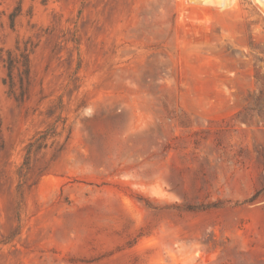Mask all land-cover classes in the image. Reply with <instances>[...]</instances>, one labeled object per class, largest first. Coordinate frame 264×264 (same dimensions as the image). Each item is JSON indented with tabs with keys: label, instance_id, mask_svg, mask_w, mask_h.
Here are the masks:
<instances>
[{
	"label": "rangeland",
	"instance_id": "rangeland-1",
	"mask_svg": "<svg viewBox=\"0 0 264 264\" xmlns=\"http://www.w3.org/2000/svg\"><path fill=\"white\" fill-rule=\"evenodd\" d=\"M0 264H264V0H0Z\"/></svg>",
	"mask_w": 264,
	"mask_h": 264
},
{
	"label": "trees",
	"instance_id": "trees-1",
	"mask_svg": "<svg viewBox=\"0 0 264 264\" xmlns=\"http://www.w3.org/2000/svg\"><path fill=\"white\" fill-rule=\"evenodd\" d=\"M32 48L26 43H16L12 48L3 51V61L6 69L4 84L7 86L8 94L17 102H20L27 95V87L30 82V53ZM19 84L22 92L16 93ZM58 123L61 127L58 128ZM65 133L60 148L69 137L70 128L66 126L65 120L56 118L53 122L37 131L25 144L22 163L18 167V175L25 177L31 167L32 156L39 151L45 150L59 143V138Z\"/></svg>",
	"mask_w": 264,
	"mask_h": 264
}]
</instances>
